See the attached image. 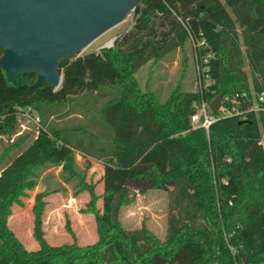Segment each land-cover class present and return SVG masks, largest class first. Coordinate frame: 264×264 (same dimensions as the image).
I'll list each match as a JSON object with an SVG mask.
<instances>
[{"label":"trees","instance_id":"1","mask_svg":"<svg viewBox=\"0 0 264 264\" xmlns=\"http://www.w3.org/2000/svg\"><path fill=\"white\" fill-rule=\"evenodd\" d=\"M201 41L206 46L195 47L196 56L211 54L206 90H175L160 103L138 88L134 74L142 66ZM60 71L56 91L32 89L33 74L12 85L0 73V134L13 130L17 110L35 111L41 126L0 173V264H264V148L258 144L264 113L221 119L208 136L191 131L188 121L201 100L211 103L250 85L264 91V0H141L131 29L111 49L71 57ZM75 114L84 125L51 122ZM75 152L103 167L100 210L86 186L84 212L94 216L97 240L50 246L39 194L33 209L39 250L27 251L7 226L11 205L35 187L34 173L44 165L74 175ZM148 190L168 192L162 240L119 220L120 210Z\"/></svg>","mask_w":264,"mask_h":264},{"label":"rangeland","instance_id":"2","mask_svg":"<svg viewBox=\"0 0 264 264\" xmlns=\"http://www.w3.org/2000/svg\"><path fill=\"white\" fill-rule=\"evenodd\" d=\"M134 19L135 15L131 13L124 22L106 32L75 57L100 52L109 41L118 39L129 31ZM241 50L244 51L243 48ZM195 55L192 43L187 42L182 49L158 61L148 62L134 74L138 88L142 92L154 93L160 103H165L175 90L197 92ZM244 70L251 76L246 64ZM83 112L84 109L77 108V113L91 118L89 113ZM14 115L16 122L13 130L0 134V173L18 153L32 143L41 128L38 114L33 110H17ZM80 117L83 116L75 114L58 120L57 123L55 120L51 122L59 127H77L84 125L81 124L83 119ZM83 130L85 128L81 131ZM74 158V175L62 172L61 166L44 165L34 173L35 187L24 191L18 201L11 205L7 226L27 251L39 250V245L33 238V209L39 194L42 195L43 202L41 230L44 240L50 246L75 244L83 247L92 245L97 240L94 216L84 211L88 209L90 200L87 185L92 186L94 195L98 198L96 209H101V164L79 152H75ZM168 202L167 191L148 190L120 210L119 220L127 230L144 226L162 240L166 236Z\"/></svg>","mask_w":264,"mask_h":264},{"label":"water","instance_id":"3","mask_svg":"<svg viewBox=\"0 0 264 264\" xmlns=\"http://www.w3.org/2000/svg\"><path fill=\"white\" fill-rule=\"evenodd\" d=\"M140 1L0 0V70L12 85L17 77L33 74L32 89L48 85L56 91L62 81L60 64L131 13L136 16ZM221 97L209 104L212 114Z\"/></svg>","mask_w":264,"mask_h":264},{"label":"built area","instance_id":"4","mask_svg":"<svg viewBox=\"0 0 264 264\" xmlns=\"http://www.w3.org/2000/svg\"><path fill=\"white\" fill-rule=\"evenodd\" d=\"M114 41L115 39L109 41L111 45L107 46L106 49L112 48ZM192 45L194 49L195 47L204 48L206 46L204 41L197 45L192 43ZM210 58L211 54H207L202 59L195 55L196 81L199 92L206 90L211 84L207 75V67H205ZM209 104L207 101L201 100L200 103L193 106V112L188 118L191 131L202 129L208 136L210 127L221 119L237 118L243 120L248 114L257 116L264 113V91L256 92L250 85L248 91L235 93L232 96L223 95L214 114L209 110ZM258 144L264 148L263 137Z\"/></svg>","mask_w":264,"mask_h":264},{"label":"crops","instance_id":"5","mask_svg":"<svg viewBox=\"0 0 264 264\" xmlns=\"http://www.w3.org/2000/svg\"><path fill=\"white\" fill-rule=\"evenodd\" d=\"M54 122L57 123V122H59V121H58V120H55ZM54 126L57 127V128L62 127V126L59 127L58 125H54ZM80 154H81V153H80ZM82 155H83V154H82ZM83 156H84V155H83ZM95 161H96V160H95ZM98 162H99V161H98ZM100 164H101V163H100ZM101 170H102V171H101V172H102V173H101V178H102V175H103V167H102V164H101ZM101 186H102V184H101ZM102 190H103V187H102ZM101 194H102V191H101ZM136 198H138V195H136Z\"/></svg>","mask_w":264,"mask_h":264},{"label":"flooded vegetation","instance_id":"6","mask_svg":"<svg viewBox=\"0 0 264 264\" xmlns=\"http://www.w3.org/2000/svg\"><path fill=\"white\" fill-rule=\"evenodd\" d=\"M0 56H1V51H0ZM0 73H2L3 74V72L0 70ZM3 76H4V74H3ZM35 77V76H34ZM4 78H5V76H4ZM6 80V79H5ZM34 81H35V78H34ZM33 81V82H34Z\"/></svg>","mask_w":264,"mask_h":264},{"label":"bare ground","instance_id":"7","mask_svg":"<svg viewBox=\"0 0 264 264\" xmlns=\"http://www.w3.org/2000/svg\"><path fill=\"white\" fill-rule=\"evenodd\" d=\"M111 45V42H108L107 44H106V46H110Z\"/></svg>","mask_w":264,"mask_h":264}]
</instances>
